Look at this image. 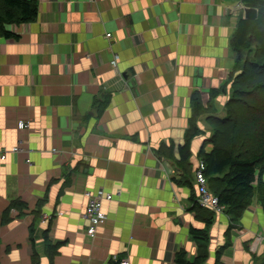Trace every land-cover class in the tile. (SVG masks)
I'll return each instance as SVG.
<instances>
[{
  "label": "crops",
  "instance_id": "obj_1",
  "mask_svg": "<svg viewBox=\"0 0 264 264\" xmlns=\"http://www.w3.org/2000/svg\"><path fill=\"white\" fill-rule=\"evenodd\" d=\"M34 1L38 17L0 39V264H177L182 252L194 262L193 229L207 233L202 264H264L259 194L211 223L194 209L210 120L227 116L242 73L232 47L242 0ZM196 96L205 113L189 186L162 151L180 160ZM88 193L113 196L95 238ZM17 200L22 217L7 213Z\"/></svg>",
  "mask_w": 264,
  "mask_h": 264
},
{
  "label": "trees",
  "instance_id": "obj_2",
  "mask_svg": "<svg viewBox=\"0 0 264 264\" xmlns=\"http://www.w3.org/2000/svg\"><path fill=\"white\" fill-rule=\"evenodd\" d=\"M242 3L245 8L256 9L258 17L255 20L245 19L243 16L239 19L232 47L242 73L234 83L235 90L227 106V116L210 120L213 150L207 153L202 149L200 152V159L206 165L205 176L214 188L213 195L219 199L224 213L233 216L247 210L258 194L264 206V0H242ZM37 17L38 7L34 0H0V39L17 37L6 26L27 24ZM249 55L257 62L247 61L246 56ZM219 94L220 92H213L212 97ZM192 104L194 119L186 144L179 147L180 160L174 158L173 148L162 151L163 158L173 162L182 173L181 179L189 186H192L189 169L191 144L198 131L194 122L205 113V106L198 96L193 99ZM194 209L205 217L206 223H211L213 215H216L196 203ZM11 210L22 217L28 210V205L17 200L9 206L7 213ZM192 235L199 248L197 258L194 262H189L185 252H182L177 257V264L204 262L207 233L193 229ZM62 245H49L48 250L56 255Z\"/></svg>",
  "mask_w": 264,
  "mask_h": 264
},
{
  "label": "built area",
  "instance_id": "obj_3",
  "mask_svg": "<svg viewBox=\"0 0 264 264\" xmlns=\"http://www.w3.org/2000/svg\"><path fill=\"white\" fill-rule=\"evenodd\" d=\"M18 126L20 130H24L29 128L30 123L21 121ZM13 152H20V148H14ZM0 158L5 160L6 156L2 155ZM205 170L206 165L200 160L197 171L195 172V180L199 188V202L203 208H213L215 210L214 212L221 214L224 212V209L219 205V199L213 196L208 190V180L205 176ZM87 196L89 201L84 214V220L88 223L87 235L95 238L98 235L99 229H101L107 221L106 213L103 210V201H111L113 196L109 194L93 196L91 193H88ZM48 220H50L49 216L43 217V223H46ZM117 263L130 264V261L122 260Z\"/></svg>",
  "mask_w": 264,
  "mask_h": 264
},
{
  "label": "rangeland",
  "instance_id": "obj_4",
  "mask_svg": "<svg viewBox=\"0 0 264 264\" xmlns=\"http://www.w3.org/2000/svg\"><path fill=\"white\" fill-rule=\"evenodd\" d=\"M246 60L247 61H249V62H253V63H255V62H257V61H255L254 62V59H253V56H251V55H249V56H246ZM231 100H232V96L230 97V100H229V103L231 102ZM228 103V104H229ZM227 114V113H226ZM264 125V124H263ZM262 129L264 130V126H262ZM194 180H195V177H194ZM216 183V182H215ZM195 184H196V187H197V191H198V194H199V188H198V186H197V182H196V180H195ZM208 190L210 191V193L213 195V191H214V188H213V186H212V184L210 183L209 184V182H208ZM214 196V195H213ZM199 200H200V198H199V195H198V198L196 199V204H199L200 206H201V204H200V202H199ZM202 207V206H201ZM203 208V207H202ZM209 211H212V212H214L215 210L213 209V208H207ZM131 264V263H130Z\"/></svg>",
  "mask_w": 264,
  "mask_h": 264
},
{
  "label": "water",
  "instance_id": "obj_5",
  "mask_svg": "<svg viewBox=\"0 0 264 264\" xmlns=\"http://www.w3.org/2000/svg\"><path fill=\"white\" fill-rule=\"evenodd\" d=\"M258 17V11L253 8H244V18L255 20Z\"/></svg>",
  "mask_w": 264,
  "mask_h": 264
},
{
  "label": "bare ground",
  "instance_id": "obj_6",
  "mask_svg": "<svg viewBox=\"0 0 264 264\" xmlns=\"http://www.w3.org/2000/svg\"><path fill=\"white\" fill-rule=\"evenodd\" d=\"M19 148V147H18ZM224 213V212H223ZM223 213H221V214H223ZM217 214H220V213H217Z\"/></svg>",
  "mask_w": 264,
  "mask_h": 264
}]
</instances>
